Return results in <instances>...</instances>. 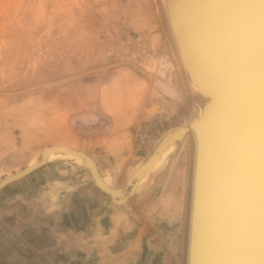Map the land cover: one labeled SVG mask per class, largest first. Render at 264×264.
I'll use <instances>...</instances> for the list:
<instances>
[{"label":"rangeland","instance_id":"374dc122","mask_svg":"<svg viewBox=\"0 0 264 264\" xmlns=\"http://www.w3.org/2000/svg\"><path fill=\"white\" fill-rule=\"evenodd\" d=\"M180 1L0 0V181L42 160L48 149L62 145L85 151L107 181L124 187L133 168L154 146V139L147 142L143 137L157 126L162 132L175 124L171 118L164 124L156 123L161 109L145 97L151 84L155 86L156 77L170 67L153 55L156 48L175 51L169 21ZM158 41L161 44L155 46ZM137 48L143 49L144 56L134 60ZM168 55L172 61L174 57ZM134 61L147 73H137L131 80ZM145 128L148 133L143 132ZM178 150L177 146L169 150L147 173L158 183L148 199L135 206L117 205V209L121 225L137 229L141 220L133 217L161 192L164 183L172 197L169 202L178 200L174 208H180V216L167 222L153 214L150 223L163 233L150 243L156 246L160 238L166 240L173 245L174 264H185L187 232L183 221L189 212L193 153L191 149ZM171 158L176 159V165ZM110 165L120 172L111 170ZM63 168L82 171L87 176L85 184L98 187L84 159L59 158L3 188L32 182L44 193L42 185L47 189L56 185L59 176L50 175ZM142 253L140 250L138 257Z\"/></svg>","mask_w":264,"mask_h":264},{"label":"bare ground","instance_id":"6f19581e","mask_svg":"<svg viewBox=\"0 0 264 264\" xmlns=\"http://www.w3.org/2000/svg\"><path fill=\"white\" fill-rule=\"evenodd\" d=\"M179 3L169 21L175 51L156 48L153 55L170 67L156 77L154 88L151 84V92L145 95L147 102L161 109L155 110L159 114L156 123L171 118L175 124L162 132L156 125L150 136L143 137L147 142L154 139V146L133 168L124 187L107 181L98 165L82 155L61 149L76 148L62 145L48 149L42 160L22 173L9 176L19 178L59 158L84 159L98 189L116 205L125 206L169 150L176 146L179 152L191 149L184 263L264 264V0ZM142 50L137 48L134 60L144 56ZM168 54L174 57L172 61ZM133 66L131 80L137 73H147L136 61ZM175 158H171L174 163ZM4 182L3 178L0 187ZM104 186L115 189L114 196Z\"/></svg>","mask_w":264,"mask_h":264},{"label":"crops","instance_id":"0c3cea01","mask_svg":"<svg viewBox=\"0 0 264 264\" xmlns=\"http://www.w3.org/2000/svg\"><path fill=\"white\" fill-rule=\"evenodd\" d=\"M110 168L120 172L117 167ZM73 170L63 168L57 175L51 174L59 180L50 189L42 185L44 193L32 182L0 189V264H174V251L166 240L160 238L156 246L150 243L163 233L150 223L153 214L167 222L180 216V208H174L178 200L169 202L172 197L164 183L161 192L133 217L141 224L132 229L121 225L120 211L111 197L95 185H86L87 176ZM153 180L147 175L129 205L148 199L158 184ZM149 208L156 211L148 214ZM169 230L174 234L175 229ZM140 250L143 253L138 257Z\"/></svg>","mask_w":264,"mask_h":264},{"label":"water","instance_id":"95a60500","mask_svg":"<svg viewBox=\"0 0 264 264\" xmlns=\"http://www.w3.org/2000/svg\"><path fill=\"white\" fill-rule=\"evenodd\" d=\"M56 150H59L60 149V147H57V148H55ZM61 149H64V150H67V151H71V152H74V153H77V154H79V155H82L87 161H90L92 164H95V165H97L96 164V162L93 160V158H91V156L89 155V154H87L86 152H83V151H81L80 149H70V148H61ZM45 164V162L44 163H42V164H40V166H42V165H44ZM40 166H36L35 168H33V169H31V170H27L26 172H24L25 170H23V174H21V175H19V176H17V177H19V178H10V176H9V178L7 177V178H4V184L0 187V189H2L3 187H5L6 185H8L9 183H11V182H13V181H16L17 179H20V178H22V177H25L26 175H28L29 173H31V172H33L35 169H37V168H39ZM19 173H22V172H19ZM17 175V174H16ZM10 179V180H9ZM105 187V189L110 193V195H112V196H114V193H113V190H115V189H113V188H110L109 186L107 187V186H104Z\"/></svg>","mask_w":264,"mask_h":264},{"label":"built area","instance_id":"2783aa9c","mask_svg":"<svg viewBox=\"0 0 264 264\" xmlns=\"http://www.w3.org/2000/svg\"><path fill=\"white\" fill-rule=\"evenodd\" d=\"M148 131H149V129H146V128L143 130L144 133H148ZM146 135L150 136V134H146Z\"/></svg>","mask_w":264,"mask_h":264}]
</instances>
